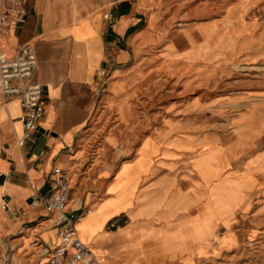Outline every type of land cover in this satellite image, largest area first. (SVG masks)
Segmentation results:
<instances>
[{
	"label": "crops",
	"instance_id": "0c3cea01",
	"mask_svg": "<svg viewBox=\"0 0 264 264\" xmlns=\"http://www.w3.org/2000/svg\"><path fill=\"white\" fill-rule=\"evenodd\" d=\"M164 1L174 0H23V22L10 26L0 52H14L26 44L33 46L34 81L42 87L45 104L37 131L18 148L14 142L21 135L20 109L15 99L1 105L0 96V264H42L43 259L36 256L32 242L38 241L49 249L57 244L56 230L49 227L40 203L33 202L31 197L34 193H45L53 167H60L77 184L75 188L80 187V179L90 171L87 166L94 164L92 157L88 158L86 144L92 140L101 97L102 81L97 71L104 70L108 76L107 93L122 87L123 79L119 75L133 70L134 52L151 31L148 25L154 23L160 12L157 6ZM106 14L110 20L105 18ZM223 22L236 34L233 60L264 58V0H232L219 18L195 25L200 34L193 32V27L185 30L194 44L211 45L222 42L223 37L219 33L206 37L202 33L205 26L212 24L221 30ZM185 37L188 34L180 39L188 47ZM185 50L166 56L170 59L177 55L181 64L187 66L223 65L199 59L185 62L182 57ZM229 124L234 136L226 143H220L213 133L194 138L187 123L174 124L181 127L177 131L185 136L198 141L215 140L221 147L206 158L209 174H204L202 165L198 174L189 166L192 155L187 150L170 149L164 156L160 155V149L148 152L138 176L133 172L128 177L138 178L136 188L120 196L125 209L113 213L103 230L131 231L140 238L138 250L147 254L149 264H199L233 251L246 234L247 225L264 214V206L252 211L254 198L262 194L264 199V169L253 162L264 153V147L259 148L264 145V97L247 112L232 118ZM172 129L170 126L164 135ZM155 136L156 132L144 135L137 139L128 158L115 165L112 161L109 169H97L98 174L84 184L95 193L73 200L76 192L72 183L70 208L78 210V218L85 215L89 203L109 196L105 195L106 189L121 166L135 165L143 140H154ZM116 140L106 139L105 145L112 148ZM40 151L43 153L39 155ZM109 153L105 155L112 157ZM226 177L232 180H223ZM30 185L34 186L33 190ZM87 196L92 198L89 203L85 201ZM229 203L232 207L222 210L221 206ZM113 205V201L107 203L99 214L106 213ZM11 212L15 213L14 217ZM110 222H116L114 229L107 228ZM123 233L120 238L125 236ZM105 242L102 237L97 245ZM117 257L126 256L124 252H115L106 262Z\"/></svg>",
	"mask_w": 264,
	"mask_h": 264
},
{
	"label": "rangeland",
	"instance_id": "374dc122",
	"mask_svg": "<svg viewBox=\"0 0 264 264\" xmlns=\"http://www.w3.org/2000/svg\"><path fill=\"white\" fill-rule=\"evenodd\" d=\"M231 1L174 0L160 3L157 6L160 10L158 17L154 19L152 25L151 23L148 25L151 31L146 34V39L134 52L136 56L135 60L133 58V70L125 75H119V78L123 79L122 87L107 93L105 88L108 76L102 83L101 97L94 117L96 120L94 119L93 123L92 140L86 144L89 147L88 158L92 157L94 164L91 167L87 166L90 171L80 179L79 188H75L77 184L70 179L71 183L75 184L73 188L76 194L73 195V200L80 199L87 193H95V190L84 187V184L98 174L97 169H109L112 161L115 165L120 160L128 158L137 139L144 135L156 132V136L154 140L148 138L143 140L138 149L139 158L135 165L121 166L112 184L106 189L105 195L109 196L92 203H89L92 198L86 197L85 201L89 203L90 208L84 216L74 222L79 237L91 248L100 264H149L147 254L138 250L141 248L140 238L135 237L131 231L118 229L114 233H108L103 230L106 220L113 213L125 209L126 204H121L120 196L127 190L136 188L138 178L129 180L128 177L133 172L138 176L148 152L160 149V155L164 156L170 149L187 150L192 155L189 166L198 174V169L202 165L204 174L207 175L209 171L205 167L206 158L209 153L216 152L221 147L215 140L203 138L198 141L185 136L177 131V128H181L177 125L187 123L193 130L191 134L194 138L213 133L219 138L220 143H226L234 136L229 124L232 118L247 112L254 102L264 97V58L257 61L233 60L232 53L235 47L233 42L236 34L226 28L228 24L223 22L221 30L212 24L205 26L202 33L206 37H211L215 33L223 37L222 42L217 41L211 45L194 44V39L188 30H185L193 27L192 31L197 32L198 27L195 25L198 22L219 18L225 6ZM185 34H188V37H185L188 47L180 39L181 35ZM184 50L182 57L185 62L199 59L223 65L215 68L212 66L206 68L198 64L187 66L181 64L177 55L170 59L166 56V53L180 54ZM190 52L195 55H189ZM170 126L174 129L164 135ZM173 132H176L174 136L168 138ZM109 138L117 139L113 141L112 148L105 145V140ZM262 147L263 144L259 146ZM107 151L112 157L105 155ZM253 162L264 169V153L256 156ZM223 180L232 179L226 177ZM262 197L260 194L254 198L252 211L264 206L261 205L264 201ZM112 201L115 202L113 205L115 210L112 211V206L106 213L99 214V210ZM71 205L70 202L68 207ZM227 206L232 207L229 203L221 206L222 210ZM121 233L123 235L126 233L123 238H120ZM245 233L233 251L199 264H264V214L253 219L247 225ZM102 237H105L106 242L97 245V241ZM115 237H118L117 242L114 241ZM96 245V249L93 248ZM115 252H124L126 257H117L106 262Z\"/></svg>",
	"mask_w": 264,
	"mask_h": 264
},
{
	"label": "built area",
	"instance_id": "2783aa9c",
	"mask_svg": "<svg viewBox=\"0 0 264 264\" xmlns=\"http://www.w3.org/2000/svg\"><path fill=\"white\" fill-rule=\"evenodd\" d=\"M23 0H0V45L4 48V38L12 24H21L25 12L21 9ZM105 18L110 20V15ZM36 62L32 45L20 46L14 52H0V96L1 105L15 99L20 109L18 120L21 135L15 139L20 148L29 142L37 131L38 121L44 108L42 87L34 81ZM102 83L106 80L104 70L97 71ZM43 152H38L42 154ZM1 178V174H0ZM31 190L34 189L30 185ZM72 183L60 167H53L49 185L43 195L34 193L33 202L40 203L49 227L56 230L57 244L49 249L38 241L32 242L36 256L43 259L42 264H98L88 246L82 243L75 232L74 222L78 219L77 209L68 207ZM5 208V204H1ZM12 217L15 213L11 212ZM116 222H110L107 228H115Z\"/></svg>",
	"mask_w": 264,
	"mask_h": 264
},
{
	"label": "bare ground",
	"instance_id": "6f19581e",
	"mask_svg": "<svg viewBox=\"0 0 264 264\" xmlns=\"http://www.w3.org/2000/svg\"><path fill=\"white\" fill-rule=\"evenodd\" d=\"M74 229H75V232H76V235H77V237H78V239L81 241V242H83L82 240H81V238L79 237V233H78V230L75 228V223H74ZM58 242V241H57ZM84 243V242H83ZM84 244H86V243H84ZM87 245V244H86ZM88 246V245H87ZM88 248L91 250V248L88 246ZM91 252L93 253V251L91 250ZM94 254V253H93Z\"/></svg>",
	"mask_w": 264,
	"mask_h": 264
}]
</instances>
